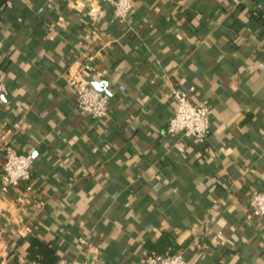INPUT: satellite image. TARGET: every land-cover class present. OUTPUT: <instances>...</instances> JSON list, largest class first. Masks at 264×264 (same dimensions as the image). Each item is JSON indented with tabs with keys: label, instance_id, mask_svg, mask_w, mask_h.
Segmentation results:
<instances>
[{
	"label": "crops",
	"instance_id": "1",
	"mask_svg": "<svg viewBox=\"0 0 264 264\" xmlns=\"http://www.w3.org/2000/svg\"><path fill=\"white\" fill-rule=\"evenodd\" d=\"M88 53L102 119L67 83ZM0 80V144L33 155L0 195V264H29L32 240L77 264H264L246 214L264 188V0H134L125 25L102 0H0ZM174 86L210 104L204 142L166 131Z\"/></svg>",
	"mask_w": 264,
	"mask_h": 264
},
{
	"label": "built area",
	"instance_id": "2",
	"mask_svg": "<svg viewBox=\"0 0 264 264\" xmlns=\"http://www.w3.org/2000/svg\"><path fill=\"white\" fill-rule=\"evenodd\" d=\"M109 3L112 17L122 25L126 24L129 13L133 9L134 0H102ZM95 54L84 55L81 70L72 73L67 78V83L72 86L76 94V105L81 111L86 112L93 119H102L108 115L109 94L96 89L88 83L83 72L92 69ZM7 87L0 80V100L6 93ZM173 100V113L170 116L166 131L169 133H182L204 142L209 131V115L211 106L208 102L192 103L188 91L178 86L171 89ZM0 151L3 163L0 169V195L7 193L13 187L27 183L31 177L33 155L30 151H20L11 143H1ZM247 216H259L264 221V188L252 189L249 197ZM79 242L84 243L85 238L79 237ZM0 248L4 249L0 238ZM31 264H36L33 261ZM56 264H77L67 258L57 260ZM143 264H190L180 253L147 252L143 257Z\"/></svg>",
	"mask_w": 264,
	"mask_h": 264
},
{
	"label": "trees",
	"instance_id": "3",
	"mask_svg": "<svg viewBox=\"0 0 264 264\" xmlns=\"http://www.w3.org/2000/svg\"><path fill=\"white\" fill-rule=\"evenodd\" d=\"M158 253H177V252H158ZM27 261L36 264H56L57 255L54 249L46 242L39 240H32L27 248Z\"/></svg>",
	"mask_w": 264,
	"mask_h": 264
},
{
	"label": "water",
	"instance_id": "4",
	"mask_svg": "<svg viewBox=\"0 0 264 264\" xmlns=\"http://www.w3.org/2000/svg\"><path fill=\"white\" fill-rule=\"evenodd\" d=\"M92 85L96 89H98V90H100L102 92L108 93L107 88H106V82L105 81H95V82L92 83Z\"/></svg>",
	"mask_w": 264,
	"mask_h": 264
}]
</instances>
